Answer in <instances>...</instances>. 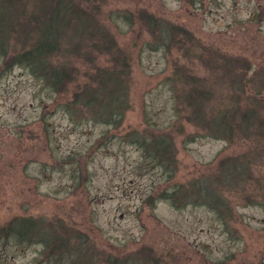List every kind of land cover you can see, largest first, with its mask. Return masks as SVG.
I'll return each mask as SVG.
<instances>
[{"label": "rangeland", "instance_id": "1", "mask_svg": "<svg viewBox=\"0 0 264 264\" xmlns=\"http://www.w3.org/2000/svg\"><path fill=\"white\" fill-rule=\"evenodd\" d=\"M58 1L0 0V264H264V0H61L54 88Z\"/></svg>", "mask_w": 264, "mask_h": 264}, {"label": "trees", "instance_id": "2", "mask_svg": "<svg viewBox=\"0 0 264 264\" xmlns=\"http://www.w3.org/2000/svg\"><path fill=\"white\" fill-rule=\"evenodd\" d=\"M45 6H47V4ZM61 8H68L70 11L69 6L66 3L62 2L61 0L56 2L54 5H51L42 23H36V24L34 23L26 33L25 40H28L29 44L26 47L24 44H22L21 47L16 50V53L10 56L14 63L26 64L33 71V73L40 72L44 76L45 81L48 84L52 85L54 88L61 87V83L63 82V78H64L63 76L64 72L62 70L57 69L55 66H50L51 63L49 62L51 58V53H53V51H56V49L57 51H59L61 46L60 40L62 38L59 37V33L61 32L60 25L62 24L61 22L64 21L65 19L61 14L63 13V10ZM75 16H76V11H75ZM0 25L2 26L1 20H0ZM30 31L33 32L29 33ZM16 32L21 34V30H17ZM3 48L4 47H1L2 56L7 52V50ZM46 60L48 61L46 62ZM44 66L47 67L45 68ZM41 70L45 72L43 73ZM191 92L198 97L199 102L200 99L202 100L201 97H203L206 94V91L203 87H197L196 89L191 90ZM110 100L111 102L118 103L117 97L115 95H112L110 97ZM196 100L197 99L195 98L190 99V103L195 105L198 103V101L196 103ZM246 108L248 107H245L244 110ZM250 114L248 117L247 116L246 117L252 118ZM222 116H220V118H215L214 123L210 122L211 120L210 118L207 119L206 117H202L200 118V126H209V123H211V125L209 126L210 129H217L218 126L220 125L218 129L222 131L224 130V132H228L227 127L231 129L230 124L232 125L233 123H231V119L227 116L225 112H223ZM260 119L261 118H259L258 120ZM257 124H259L260 128L263 127V120ZM155 141L154 144L156 143L165 144L164 141H161L159 139ZM165 147L166 146H164V148L162 147L160 148V145H158L156 147V150L157 152L161 151L163 154H165L167 152L165 151L166 150ZM228 163H229L228 159H222L220 161V166L222 167L220 168H229ZM34 225L35 224L33 221L20 218L14 220L12 223L9 222L6 228L8 229L9 233L14 234L17 237L18 236L22 237L26 233L33 231L35 227ZM114 264H123V263H120V261H115Z\"/></svg>", "mask_w": 264, "mask_h": 264}]
</instances>
